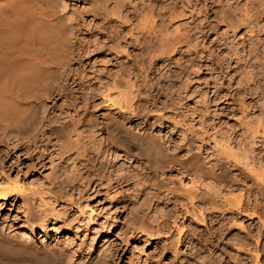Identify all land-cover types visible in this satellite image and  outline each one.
Listing matches in <instances>:
<instances>
[{
    "label": "rangeland",
    "instance_id": "374dc122",
    "mask_svg": "<svg viewBox=\"0 0 264 264\" xmlns=\"http://www.w3.org/2000/svg\"><path fill=\"white\" fill-rule=\"evenodd\" d=\"M67 1L69 6L66 5L61 9L72 14L76 10L74 7L79 4L75 0ZM262 14L261 23L256 26L258 29L251 26L246 27L247 29L243 27L242 30L231 31L222 24H212L213 29L207 31L208 38L203 41L168 40L169 42L160 43L149 40H120L113 44L99 39L96 58L102 91L93 100L91 99V102L85 99L87 102L81 106L83 118L88 121L82 126L78 144L74 147L69 146L71 149L68 150L65 147L69 139L56 138L53 135L49 140V150L44 152L46 154L41 158L35 150L23 151L25 150L23 146L7 144L0 148V151L3 149L0 153V184L14 187L8 196L0 195V234L28 241L33 247L59 261V264L80 263L105 239L107 244L113 245H108L111 257L107 258L108 261L104 260L107 262L104 264L112 262V264H230L233 258L238 257L237 250L245 252L243 248H238L239 243L235 241L233 243L230 239L238 234H244L242 225L252 229L254 224H257L258 217L254 218L253 222L250 216H243L241 219L234 217L235 219H231L229 224L223 226L220 223H210L208 219L207 222L202 223L194 220L192 216L183 215L182 218L177 210V202L171 200L166 188L170 184L176 185V189L181 186L189 188L194 185L189 177L185 174L179 175L177 172L161 174L167 168L142 164V161L125 155L119 148L107 146L106 142H103L106 133L99 128L101 121L104 122L103 118L119 116L118 106L111 107L110 103L106 102V98H103L105 94L103 91L110 88V92L116 95L115 98L120 99L121 105H132L133 109L137 99L131 100L133 95L127 96V93L134 90V87H131L133 84L144 83L146 92L143 90L139 97L142 99L139 105L143 112L136 115L135 110L128 111L129 115L130 113L133 115L130 116V122L127 121L123 125L124 130H128V134L136 141L150 137L160 142L162 147L182 154L187 147L185 139L195 141L197 137L202 136L207 139L208 136H214L216 140H220L216 144L217 147L212 140L206 141L207 146L204 147L205 155L209 154V159L213 160L216 157L213 148L226 146L229 141L226 144L225 141L229 137H234L233 140L239 139L247 126L249 136H252L256 128L261 130L258 123L264 120V16ZM87 22L79 33V38L86 39V43L90 40L88 25L85 26ZM260 28H263V32L262 29L260 32ZM173 29L174 26L169 28L171 31ZM250 29L255 31L252 32ZM249 31L251 33H248ZM249 34L251 36L247 37ZM178 47H182V50L179 51ZM89 57L90 55H87L85 59L82 58L81 65L87 74H89V61H87ZM86 91L83 92L84 98L88 96ZM120 93L124 94L123 97ZM118 94L121 97L120 95L118 97ZM121 98L126 99V105ZM38 110L40 112V109ZM111 113L113 115L109 116ZM253 135L257 136L260 133ZM23 140L21 139V142ZM260 143L261 137L254 147L258 148L257 152L262 148L260 153L264 155V143H261L263 145ZM193 145L196 147L197 142ZM231 145L234 151L241 152L240 147L234 143ZM64 151L65 154L62 156L61 153L59 156V153ZM231 168L228 176L231 180L230 184L228 183L231 189L226 188L223 196L238 197L242 193L240 182L237 181L239 177L235 176L238 174V167L234 165ZM118 174H125L129 180L127 181L126 178V182L121 181V184L117 185L114 179L116 175L120 176ZM160 179L161 183L170 184L157 189L154 184ZM16 185L17 187L21 185L23 191L18 193L15 190ZM59 186L63 188H60L61 191ZM57 189L62 195L75 197L76 200L72 197L75 201L80 196L81 201H77L79 207L83 204L88 205L94 211L90 212L93 217L89 215V208L85 207V211H81V207L64 201L67 198L63 197L64 195L58 196ZM32 191L34 194L36 191L39 195H34ZM22 193L31 194L28 200H32L30 203L34 206L33 211L36 210L35 213L41 218L45 212L51 210L49 214L45 213L47 215L45 218V215L43 216L46 220L42 224L43 228L35 224L32 233L25 229L29 214L26 213L25 203L19 198ZM40 196L45 201L41 200ZM59 197L62 199L59 200ZM76 207L79 209H75ZM173 207L175 210H172ZM44 208L48 210L45 211ZM52 210L62 216H59V213H56L57 217L52 215ZM81 212L83 214H79ZM87 214L91 217V222ZM174 220L176 224L173 223ZM64 221L69 222L67 223L69 226ZM216 231L217 234L220 233L221 238L214 237L213 232ZM254 252L256 253L257 250H252L251 254L255 255Z\"/></svg>",
    "mask_w": 264,
    "mask_h": 264
},
{
    "label": "bare ground",
    "instance_id": "6f19581e",
    "mask_svg": "<svg viewBox=\"0 0 264 264\" xmlns=\"http://www.w3.org/2000/svg\"><path fill=\"white\" fill-rule=\"evenodd\" d=\"M75 1L79 5L74 7L76 10L71 7L75 12L70 14V12L61 9V7L64 8L68 5L67 0H0V148L5 147L7 144H14L17 147L23 146V149H25L23 151L27 152L26 149L35 150L41 158L46 154L44 152L49 150V140L53 135L56 138H68L69 142L65 147L67 149L69 146L74 147L78 144L82 126L88 121L83 118L81 106L84 102H87L86 100L91 102V99L93 100L102 91L99 85L101 84V77L97 74L96 58L99 50L97 44L99 39L113 44L120 42V40H149L150 42L160 43L168 40L178 42L186 40L190 42V40L197 41V39H200L203 41V39L208 38L206 37L207 31H210V28L213 29L212 24H222L231 31L242 30L243 27H258L261 21L260 15L264 13V0ZM76 12H78L77 15ZM262 15L264 16V14ZM86 21L88 22L85 26L88 25V31L90 32V40L87 43L85 42L86 39L79 38V33ZM134 21L137 22L134 23ZM172 26H174V29L171 31L169 28ZM260 26L262 27V24ZM257 27L256 29H258ZM263 28H260V32L261 29L263 32ZM192 30L196 31L191 32ZM254 31L252 30V32ZM248 33H251V31ZM250 36V34L247 35V37ZM178 49L180 51L182 47H178ZM87 55H90L89 60H87L89 61V74L81 66L82 58ZM105 87L107 86L105 85ZM131 87H134V90L128 91L127 96L133 95L131 100L137 99L133 109L131 108L132 105L125 104V97L121 98L124 100V105H126L123 106L119 103L120 99L115 98L116 95L110 92V88H104L103 98H106V102L108 101L111 107L118 106L119 116L103 118L104 122L101 121V128L99 129L106 133L103 142H106L107 146L111 145L112 147L115 146L116 149L119 148L125 155L133 156L134 159L142 161V164L161 166L162 169L163 167L167 168L161 174L177 172L179 175L185 174L186 177H189L191 183L194 184L189 188L188 186L186 188L181 186V188L177 187L176 189V185L173 186L170 183L166 188L171 195V200L177 202L176 204L179 206H177V210L181 217L183 215L192 216L194 220L196 219L202 223L207 222L208 219L210 223H220L222 226L234 217L241 219L243 216H250L252 222L254 218L258 217L259 220L257 224L251 226L252 229L240 224L244 234H238L230 239L233 243L234 241L239 243L240 246L237 247L243 248L242 250L246 252H241L240 249L237 250L238 257L233 258L234 260L230 264H251L252 262L264 264V155L260 153L262 148L257 152L258 148L255 149L254 147L260 137L261 143H264V120L260 119L262 122L259 121V123L257 121L258 126H261V130L256 128L253 132L254 134L260 133V135L254 136L252 133V136H249V127L247 126L248 128H245L243 136H240L239 139L233 140L234 137H227V141L223 140L225 144L229 142L226 146L220 145L217 149L213 148L216 155L213 160L209 159V154L205 155L204 147L207 146L206 141L209 140H212L214 146L217 147L216 144L220 140H216L214 136H208L207 139L202 136V138L197 137L198 139H195V141L185 139L187 147L185 152L180 154L162 147L163 145L160 142L154 141L150 137L143 141H136L128 134V130H124L123 125L127 121L130 122L132 113L129 115V112L135 110L136 115L143 112L139 105L142 99L139 97L143 90L146 92V89H144L146 84L135 83ZM85 88L88 89V96L85 93L86 97L84 98ZM120 94H118V97ZM38 109H40V112H38ZM112 115V113L109 114V116ZM21 139H24L23 142H21ZM196 142L197 146L195 147L193 143ZM231 143L240 147L241 152L234 151L235 149ZM61 153H63V156L65 151L60 152L59 156ZM234 165L238 167V174H235V176L239 177L237 181L240 182L242 193L238 197L223 196L226 188L231 189V185H228L231 181L228 176L232 170L231 167H234ZM116 177L114 180L117 185L121 184V181L126 182V178L127 181L129 180V177L125 174ZM161 182V179L156 180L154 185L157 189L162 188L163 185H168ZM13 188V186L10 188L0 184V195L3 197L8 196ZM15 188L18 193L23 191L21 185L18 187L16 185ZM60 188L62 187L59 186V190ZM59 190L57 189V191ZM60 191L58 196L64 195L63 197L68 199L64 201H69L73 206L79 207L78 200H80V196L77 202L75 197L72 196L75 199L73 200L71 196L60 194ZM29 193H24V195L22 193L19 198L25 203L26 213L29 214L28 219L25 218L29 220V223L25 221V229L32 233L34 232L33 225L36 224L42 227V224L45 223L44 218L47 215H45L46 212L44 213L41 210L44 213H42L41 218L39 214L35 213L36 210L33 211L34 206L30 203L31 199L28 200L31 196ZM35 194L39 195L36 191ZM40 199L43 200L44 198L41 197ZM60 199L62 197H59ZM83 205L80 206L81 208L79 207L81 211L86 209L85 207L89 208L88 205ZM89 209V215H92L90 212L94 211L91 210L92 208ZM47 210L45 209V211ZM172 210H175V208ZM251 210L253 212H250ZM49 211L51 212V210ZM52 212L55 213L54 210ZM53 213L52 215L56 216L59 212H56L57 214ZM79 214H83V212ZM90 216L88 217L87 214L89 221L93 217ZM262 218L263 220H261ZM175 222L174 220L173 223ZM67 223L69 224V222ZM86 226L89 225L86 224ZM213 229L215 230V228ZM213 234L217 238L220 236L217 231ZM210 235L212 237V234ZM216 240L219 241L220 239ZM106 242L105 239L96 250L90 251L89 255L87 254L86 258L78 264L107 263L104 260L111 257V250L108 246L111 243L107 244ZM115 245L117 246V244ZM252 250H257L256 253L254 252L255 255L251 254ZM0 264H59V261H56L44 251L33 247L28 241L0 234Z\"/></svg>",
    "mask_w": 264,
    "mask_h": 264
}]
</instances>
